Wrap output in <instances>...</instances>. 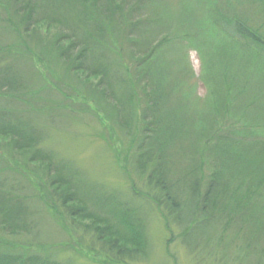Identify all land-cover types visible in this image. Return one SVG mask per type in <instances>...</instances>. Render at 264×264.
<instances>
[{"label":"rangeland","instance_id":"374dc122","mask_svg":"<svg viewBox=\"0 0 264 264\" xmlns=\"http://www.w3.org/2000/svg\"><path fill=\"white\" fill-rule=\"evenodd\" d=\"M24 1L29 3L28 0ZM78 2L83 1L30 2L35 10L34 19L39 23L31 24L26 35L27 45L42 58L40 45L51 41V36L59 31L73 35L77 22L83 25H80L82 29L75 31L78 36L82 35L81 30L87 34L82 41H88L91 61L98 62L103 55L105 61L115 62L118 56L101 54L93 37L95 27L85 25V21L79 18L90 12ZM12 3L13 0H0V59L4 56L11 61V66L5 61L1 66H9L3 74L16 80L20 89L15 90L25 94L21 97L28 105L9 101L7 96L6 101H0V107L20 114L32 128L37 129L41 137L40 148L53 157L57 167L78 192L91 196L94 207L98 206L99 198L104 194L109 195L116 210L126 203L130 204L142 219L141 232L146 240L145 259L139 264H235V259L239 260L238 264H244L250 253L245 245L242 246L243 235L235 237L239 227L234 226L235 232L230 229L228 236L231 242L235 238L240 248L233 243V248L225 252L223 248L216 250L213 243L207 244V236L197 234L199 228L180 239L176 231L178 238L172 239L171 232L151 202L146 198L134 197V186L137 190L144 189L142 182L145 175L154 170L153 154L146 153L150 138L149 124L141 117V109L145 106L142 101L145 98L144 87L132 85L133 80L127 75L123 78L119 70H114L116 73L112 71L111 77L106 76L108 80L105 84L108 86L93 83V88L84 87L74 77H69L62 63L52 65L48 58H44L45 64H39L26 51L25 45L19 44V49H15V29L7 23V18L15 12ZM90 8L96 11L93 6ZM159 9L164 11L163 25L167 29L160 31L158 41L171 37V43L166 48L167 62L163 63L161 75L162 105L165 119L172 125L170 132L177 135L173 149L166 150L171 156L168 176L174 182L196 176L208 177L213 166L209 167L203 161L205 146L198 143L195 133H190L204 121L208 122V127L215 122L222 128H242L250 124L249 116H244L247 103L264 92V0H159ZM53 16L68 17V23H54L50 20L55 19ZM235 19H241L259 32L260 37L256 40L260 44L258 48L243 37L231 36L229 27ZM56 29L59 31H54ZM40 38L44 41H40ZM80 46L74 50V54L84 45L81 43ZM6 52L12 58L5 56ZM23 52L27 53L26 56ZM122 55L123 61L128 62V56ZM218 63L222 70L237 64L234 70L237 73L233 74L235 83L230 81V87L222 83V79L219 83ZM246 77H249L248 80ZM98 81L99 76H96L93 82L99 84ZM42 82L50 88H45ZM244 82L251 83L250 91L237 93V87ZM64 85L71 86L67 89L63 87L68 93L60 91ZM10 88H7L8 94ZM107 100L111 102L107 103ZM86 102H90V105L87 106ZM50 106H54L53 111L47 108ZM259 109L264 114V100L259 101ZM258 138L264 141V136ZM142 156L145 157L140 158L141 161L135 159ZM0 177L4 179L3 184L7 189L14 187L18 193L29 195L30 192L21 187L22 179L16 173L5 172ZM29 206L35 221L31 235L38 236V245L47 248L46 252L41 253L42 256L51 255L53 260L62 264H103L101 258L94 263L71 251H63L64 243L75 244V238L59 226L42 203L34 200L29 202ZM114 209H111L113 214ZM182 220L187 221V217H182ZM220 227L221 222L217 221L213 226L214 231H211L214 243L221 236L217 231ZM184 231L182 229V235ZM187 245L193 249L194 257L187 250ZM213 250L217 257L211 259L207 255Z\"/></svg>","mask_w":264,"mask_h":264},{"label":"trees","instance_id":"16d2710c","mask_svg":"<svg viewBox=\"0 0 264 264\" xmlns=\"http://www.w3.org/2000/svg\"><path fill=\"white\" fill-rule=\"evenodd\" d=\"M82 1L78 4L90 13L78 17L86 22L81 21L85 25L95 27L93 37L101 54L118 56L115 62L105 61L103 55L100 61H91L88 41H82L87 34L81 30L82 35L78 36L75 31L82 28L81 23L78 25L77 22L72 28L73 35L54 30L59 33L53 34L51 41L40 45L42 58L37 56L26 43L31 24L39 23L34 19L35 10L30 3L34 0H28L30 4L24 0H13L11 4L15 12L7 18V23L15 29L17 41L14 48L19 49V44L25 45L26 51L39 64H45L47 58L52 65L62 63L69 77H74L84 87L93 88V83L108 86L105 84L107 77H111L112 71L116 73L114 70H119L123 78L129 76L133 80L132 85L143 86L145 98L142 101L145 106L141 109V117L149 124L150 138L146 153L153 154L154 170L145 175L142 182L144 189L137 190L134 186V197L146 198L151 202L171 232L172 239L178 238L176 231L180 239L199 228L197 234L207 236V244L213 243L216 250L223 248L225 252L233 248V243L237 245L235 238L231 242L228 234L230 229L236 231L234 226L239 227L235 237L243 235L242 246L245 245L250 253L244 264H264V141L258 138L264 136V114L259 109L264 92L247 103L244 116H249V125L222 128L214 122L208 127V122L203 120L204 123L196 125L192 132L190 130V134L197 135L198 143L205 146L203 161L213 168L208 177L171 181L168 176L171 156L166 150L173 149L177 135L170 132L172 125L167 123L164 116L161 78L171 37L158 41L160 31L167 29L163 25V10H158L159 0ZM92 6L96 11L91 10ZM52 18L55 19L50 20L57 24H63V21L68 23V17ZM230 27L232 37H243L257 48L260 46L256 42L260 37L259 32L241 19H235ZM40 41L44 40L40 38ZM81 43L84 46L74 54ZM9 54L6 52L5 56L12 58ZM23 54L26 56L27 53ZM122 54L128 56V62L123 61ZM7 59L4 56L0 59V101H6L8 96L9 101L28 105L21 97L25 94L15 90L20 89L16 80L3 74L9 66L2 67L1 63L5 61L11 66V61ZM217 68L219 83L220 79L228 87L231 86L230 81L235 83L233 74L237 73L234 72L237 64L222 70L218 63ZM96 76H99V84L93 82ZM249 77H246L247 80ZM8 86L12 87L9 94ZM44 87L50 88L46 84ZM63 87L67 89L71 86H62V93L67 92ZM251 87V83L244 82L237 87V93L246 94ZM86 105L89 106L90 102H86ZM47 108L54 110V106ZM16 114L0 107V176L5 172L16 173L22 179L21 187L30 193L26 195L22 191V195L14 187L7 189L3 184L4 179L0 177V264H62L53 260L51 255L42 256L41 253L46 252L47 248L38 245V236L31 235L35 221L29 202L34 200L46 206L59 226L75 238V244L64 243L63 251H71L94 263L98 258L103 259V264H139L144 261L146 240L141 232L142 219L130 204L126 203L116 210L112 199L104 194L99 198L98 206L94 207L91 196L78 192L62 174L53 157L40 148L41 137L37 129L32 128L23 116ZM144 157L135 159L141 161L140 158ZM110 210L112 215L109 214ZM182 217H187L188 223ZM217 221L221 222L217 230L221 236L214 243L211 231H214L213 226ZM182 229L185 230L183 235ZM186 247L194 257L193 249L188 245ZM207 257H217L215 250ZM238 262L234 260L235 264Z\"/></svg>","mask_w":264,"mask_h":264}]
</instances>
